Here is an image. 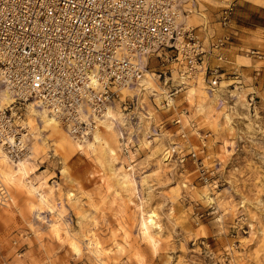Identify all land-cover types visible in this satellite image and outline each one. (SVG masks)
<instances>
[{
	"label": "rangeland",
	"instance_id": "374dc122",
	"mask_svg": "<svg viewBox=\"0 0 264 264\" xmlns=\"http://www.w3.org/2000/svg\"><path fill=\"white\" fill-rule=\"evenodd\" d=\"M230 2L234 10L231 0H185L181 18L222 33L219 12ZM233 23L227 55L237 80L222 97L190 82L165 109L177 80L163 84L153 59L141 94L152 124L134 129L125 153L113 128L81 145L44 111L23 113L30 158H0L10 196L0 204V264H264V33L237 45ZM175 112L195 124L185 142ZM172 142L187 153L182 163L163 153Z\"/></svg>",
	"mask_w": 264,
	"mask_h": 264
},
{
	"label": "built area",
	"instance_id": "2783aa9c",
	"mask_svg": "<svg viewBox=\"0 0 264 264\" xmlns=\"http://www.w3.org/2000/svg\"><path fill=\"white\" fill-rule=\"evenodd\" d=\"M184 4L185 0H0V153L13 163L29 155L33 132L21 116L31 106L54 118L77 142L93 138L98 129L113 128L120 149L127 152V145L135 143L134 129L144 121L152 124L141 94L153 59L159 68L151 73L163 84L177 80L164 92L163 108L175 109V93L190 82H201L209 94L222 97V89L240 74L227 55L233 43L228 30L233 4L219 12L222 33L207 25L199 31L186 24L181 18ZM247 52L263 55L254 47ZM171 116L187 141L193 119L184 123L181 113ZM163 153L181 163L187 157L175 142ZM189 154L196 156L195 151ZM9 200L0 174V204Z\"/></svg>",
	"mask_w": 264,
	"mask_h": 264
},
{
	"label": "crops",
	"instance_id": "0c3cea01",
	"mask_svg": "<svg viewBox=\"0 0 264 264\" xmlns=\"http://www.w3.org/2000/svg\"><path fill=\"white\" fill-rule=\"evenodd\" d=\"M234 3V26L241 40L237 45L248 40L262 38L264 33V0L254 3L251 0H231ZM240 14V16H239Z\"/></svg>",
	"mask_w": 264,
	"mask_h": 264
},
{
	"label": "bare ground",
	"instance_id": "6f19581e",
	"mask_svg": "<svg viewBox=\"0 0 264 264\" xmlns=\"http://www.w3.org/2000/svg\"><path fill=\"white\" fill-rule=\"evenodd\" d=\"M147 73L148 72H146L145 74H146V76H147ZM146 78V77H145ZM145 78H143V83H144V88H145ZM200 83V82H199ZM198 83V84H199ZM198 84H196V85H198ZM146 89V88H145ZM125 90V89H124ZM128 90V89H127ZM29 110H30V112H32V111H37V110H39V109H37L36 107H33V106H31L30 108H29ZM41 111V110H40ZM45 112V111H44ZM35 114V113H34ZM50 117V119L54 122V123H56V124H59L54 118H52L51 116H49ZM46 120H48V119H46ZM48 122V121H47ZM30 124V123H29ZM27 126H29V125H27ZM97 132V131H96ZM96 132L94 133V135H93V138H95L96 139ZM89 141H91V139H89V140H87L86 141V143L85 144H87ZM77 142V141H76ZM79 144H81V145H83L81 142H78ZM169 155V154H168ZM27 157H29L30 158V156L28 155V156H26V157H24V158H20L17 162H15L14 164L15 165H17V166H22L23 164H24V162L23 161H26L28 158ZM0 158H2V162H4V163H6V162H8V163H10V161L8 160V158H7V156L4 154V153H0ZM27 158V159H26ZM3 163V164H4ZM10 165V164H9ZM18 172H20L21 174H24V176H25V172L24 171H22L21 169H19L18 168V170H17ZM10 175H12V174H10ZM13 177H14V175H12ZM14 179H15V177H14ZM29 183H30V181H28ZM46 200V199H45ZM43 201H44V199H43Z\"/></svg>",
	"mask_w": 264,
	"mask_h": 264
}]
</instances>
